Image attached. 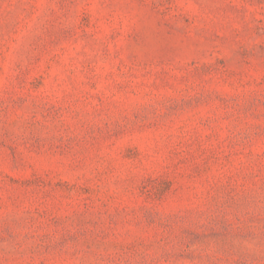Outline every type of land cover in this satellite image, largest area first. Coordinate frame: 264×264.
<instances>
[{
  "label": "rangeland",
  "instance_id": "obj_1",
  "mask_svg": "<svg viewBox=\"0 0 264 264\" xmlns=\"http://www.w3.org/2000/svg\"><path fill=\"white\" fill-rule=\"evenodd\" d=\"M0 264H264V0H0Z\"/></svg>",
  "mask_w": 264,
  "mask_h": 264
}]
</instances>
